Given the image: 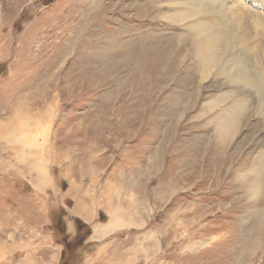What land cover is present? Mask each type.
<instances>
[{"label":"rangeland","instance_id":"374dc122","mask_svg":"<svg viewBox=\"0 0 264 264\" xmlns=\"http://www.w3.org/2000/svg\"><path fill=\"white\" fill-rule=\"evenodd\" d=\"M206 2L0 0V264H264V30L249 23L241 60L230 39L216 52L224 63L188 74L202 60L196 24L215 16L204 9L227 13ZM245 66L262 91L233 80ZM228 114L232 129L221 130ZM132 151L143 165L159 158L149 177L158 230L154 219L148 240L150 226L136 229L120 253L140 201L150 208L147 189L140 197L113 180L115 158L125 168ZM105 190L126 204L85 216L81 205ZM99 213L120 214L124 231L94 232Z\"/></svg>","mask_w":264,"mask_h":264},{"label":"bare ground","instance_id":"6f19581e","mask_svg":"<svg viewBox=\"0 0 264 264\" xmlns=\"http://www.w3.org/2000/svg\"><path fill=\"white\" fill-rule=\"evenodd\" d=\"M240 1L242 2V4H241L240 9H239V7H237L235 5H233V6H235L234 8L228 6L226 4L225 0L224 1L223 0H207L206 3L208 5H210L211 7H212V5H218L223 10H226L227 13H221L220 10H216V8H213V7H212L213 9H211L209 7H206L204 9V14H206V12L210 11V12H212L211 14L215 13V16L213 17L210 14L211 18H209V19L206 18L205 20H202L203 21L202 23L198 22L199 24L197 23L196 24L197 26L195 25L197 28H200L201 31H202L201 39L193 41V45L196 47L199 55L202 57V60L198 61L201 65L195 63L193 65H190V66H187L185 68H182L184 72L189 74L191 69H193V68H195V70H193V71H196V70H198L200 68V66L201 67L202 66H206V67L212 66L216 62L217 59L218 60L220 59V61L222 62V58H220V57L218 58L217 55H216V52L217 51H222V49H223L222 48L223 45L220 42L225 41L227 43L228 42L227 40L230 41V39H232L231 40L232 42L231 41L230 42L233 44V46H235V49H236V51L234 52L235 54H233L235 56L234 58L238 59V60L242 59L243 53L247 52V51L245 49V51H243V52L241 51L240 52L239 48L241 50H243L245 47L247 48V45L249 44V41H248L249 33H248V31H250L252 25H254L253 26L254 28L255 27L256 28H261L262 27L263 30H264V14H262L260 12V11H262L261 9L264 8V0H253L255 5L261 6V9H259L258 13H256V11H254L252 9H250V10H252V13H249V11L246 10V8H245V7H248V6L243 4V2H244L243 0H240ZM196 3H197V1H196ZM230 3H232V2H230ZM199 8H202V7L200 6ZM249 8H250V6H249ZM189 16H190V11H185V12L181 13V18H183V19H185L187 17L189 18ZM250 22L252 23V25L249 24ZM193 28H194V26L192 28H190V29L193 30ZM196 32H197V30H196ZM260 33L261 32L258 33V35H259L258 38L259 39H260ZM182 36L185 37V36H188V35L184 34ZM187 41H189V39L183 38L180 42H187ZM224 45H225V43H224ZM227 46H228V43H227ZM239 46H242V47H239ZM236 47H239V48H236ZM262 47H263V55H264V45H262ZM171 48H172V45H170V50H171ZM231 50H234V48H232ZM248 50L250 51L252 56L256 55V54H254V52H253V50L251 48L248 49ZM229 51H230L229 47H227V48L225 47L223 53H231V51L230 52ZM180 53H181V51L178 50L173 56L170 57V66L172 68H174L175 66H176V68H178V64H175V62H176L175 59H177L180 56ZM257 53L259 55L260 50ZM248 54H249V52H248ZM246 55H247V53H246ZM244 57H245V54H244ZM231 60H233V59H231ZM203 62H204V64H203ZM222 63H224V62H222ZM185 65H187V62L184 64V66ZM224 68L228 72V67L225 66ZM230 68L232 69V67H230ZM237 68H238V65H237ZM237 68H236V71H233V74H232L233 80L238 81V82L239 81L240 82H244L245 81V82H247V84L251 85L252 88H254V87L260 88V90L262 91V87L260 86V84H257V82H260V81L252 82L251 78L249 77L250 75L248 76L249 72L248 73H243L244 70H249L248 68H246V66L242 70L237 69ZM243 76H245V77H243ZM246 76L249 77V78H246ZM180 81L181 82L178 84V86L181 85L182 88H185V86H188V85L190 86V84L193 83V82L189 81L187 79V77L181 79ZM262 97H264V95ZM237 107H238V105H237ZM240 107L243 108V105L240 106ZM245 109L243 108V110H245ZM233 117H235V116H233L232 114H228V119H224V122L221 124V130L230 131L232 129V125L234 123V120L232 121L229 118H233ZM258 184H259V182H258ZM85 219H87V218L85 217ZM89 219H91V218H89ZM100 224H101V222H100ZM94 225H96V224H94ZM101 228L105 229L106 226L99 227V226L96 225L95 231L94 230L93 231L96 232L97 230H99Z\"/></svg>","mask_w":264,"mask_h":264},{"label":"crops","instance_id":"0c3cea01","mask_svg":"<svg viewBox=\"0 0 264 264\" xmlns=\"http://www.w3.org/2000/svg\"><path fill=\"white\" fill-rule=\"evenodd\" d=\"M145 134H147V133H145ZM85 138H86V136H85ZM99 139L102 140V137L99 138ZM133 144H139V142H134ZM132 149L134 150L135 147L132 148ZM141 155L142 154H139V156L138 155L135 156L134 152L132 151V153H130L128 155L127 165L124 166L123 164H121L125 168H119L121 161L118 160L117 158H115L116 162H117L116 166H119V167L117 168L118 169L117 175L114 177L113 180L114 181L124 182V186H126V188L129 189L128 191L135 192V194H138V195H140V194H144L145 195L146 194V189H147L149 191V195L146 197V199L147 200L150 199V201H148L150 208L145 209V205H142V203H143V201L145 199L140 201L139 197L133 198L135 203H136V201H140V205L138 206V208H139L138 213L132 215V220L138 221L139 226H131L128 229L130 232H127V234H126L127 237L124 238V239H121V240H125V239L126 240L124 242H119L118 244H116L117 250L120 253L122 251H128L127 246H126L127 244L125 242L130 241L132 238H135V235H138L137 233H139V234L142 233L141 231H137L136 229H141L143 227H147L148 228V226H150V230L147 231L146 234H145V237L148 240L150 238L148 235H151V233L153 231L152 229H153V219H154L155 231L158 230V222L155 221V217L158 216V213H159L158 210H159L160 206H159V198H155V195H154V193L157 192L158 182L156 183L155 186H153L152 185L153 180L151 179V181H149L150 180L149 177H152V176L158 177V173H159V158L157 157L158 156L157 154L154 155V156H151L149 159H147V162H146L147 164L143 165L142 164L143 161L141 162L143 156H141ZM144 166L147 167L146 171H144L145 170ZM124 186H123V188H124ZM109 190H110V188H109ZM140 197H141V195H140ZM171 200H172V202H174V200H176L175 196H173V198H171L170 201ZM123 201L124 200L122 199V196H119L118 198H115L114 196H112L109 193L108 190H105L102 195H99V196L97 195V199L96 200H92L91 202L88 200L86 205L83 204V205H81L80 208L86 210L87 213H86L85 216H88V215L92 214L95 211L94 210V204H99V205H103V206L104 205H118L117 206V210H119L120 209V205L126 204ZM82 214H83V211H82ZM114 216L115 217H119L120 214L117 215V216L112 214L110 216L111 217L110 219L106 218L104 220H99L98 219V218H100V213L96 216V219L99 220L98 224H96V225L99 226V227L106 226L105 229L101 228L99 230L108 231V232H106V234L104 236H106L107 234H110V232H112V231L115 232L117 230L118 231L121 230L120 226L122 225V223L120 221H118L117 219H114ZM86 218L87 219L84 218L85 221L92 222V220L89 219V217H86ZM166 218H167V216L165 218L163 216V220L164 219L166 220ZM142 219H148V221L150 223L148 224V222L146 223V221H145V223L142 224ZM79 220L82 223L87 224L83 219L80 218ZM112 221L115 222V227L117 226V224L119 225V227L117 229L112 227L113 223H114ZM100 222H101V224H100ZM110 222L112 223L111 225H110ZM122 229L127 230V228H122ZM131 230H133V231H131ZM121 231H124V230H121ZM131 232H134V234H132ZM88 233H90L89 235L91 237V233H92V229L91 228L88 229ZM93 234H92V236H93ZM102 237H96V238H102Z\"/></svg>","mask_w":264,"mask_h":264},{"label":"trees","instance_id":"16d2710c","mask_svg":"<svg viewBox=\"0 0 264 264\" xmlns=\"http://www.w3.org/2000/svg\"><path fill=\"white\" fill-rule=\"evenodd\" d=\"M80 226L87 227V226H85L84 224H83V225L81 224ZM78 227H79V225H78ZM79 229H80V228H79ZM88 229H89V228H88ZM87 231H88V230H87Z\"/></svg>","mask_w":264,"mask_h":264}]
</instances>
